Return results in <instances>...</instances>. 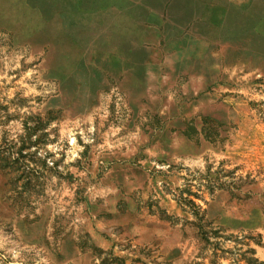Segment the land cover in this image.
<instances>
[{
    "label": "rangeland",
    "instance_id": "374dc122",
    "mask_svg": "<svg viewBox=\"0 0 264 264\" xmlns=\"http://www.w3.org/2000/svg\"><path fill=\"white\" fill-rule=\"evenodd\" d=\"M112 259L264 264V0H0V264Z\"/></svg>",
    "mask_w": 264,
    "mask_h": 264
},
{
    "label": "trees",
    "instance_id": "16d2710c",
    "mask_svg": "<svg viewBox=\"0 0 264 264\" xmlns=\"http://www.w3.org/2000/svg\"><path fill=\"white\" fill-rule=\"evenodd\" d=\"M202 222V220H198V223ZM198 231H199V236L201 237L202 240H205V237H203V234H204V226L198 224ZM136 262H139V260H137ZM125 262L123 260L119 261L117 259H112L110 261H105L104 263L102 264H124ZM135 263V262H134Z\"/></svg>",
    "mask_w": 264,
    "mask_h": 264
}]
</instances>
